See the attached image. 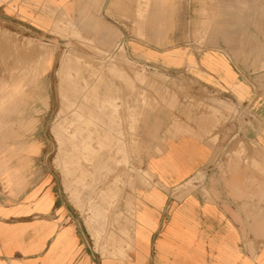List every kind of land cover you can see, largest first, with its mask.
<instances>
[{
  "label": "crops",
  "instance_id": "crops-1",
  "mask_svg": "<svg viewBox=\"0 0 264 264\" xmlns=\"http://www.w3.org/2000/svg\"><path fill=\"white\" fill-rule=\"evenodd\" d=\"M256 5L255 15L224 10L204 46L184 44L182 26L166 33L165 49L143 46L166 63L184 58L164 67L189 75V97L174 111L159 110L156 151L144 160L154 186L125 220L105 226L94 204L99 224H87L48 165L34 158L29 173L23 159L0 152V264H264V0ZM134 9L135 0H0V23L43 31L58 16L88 22L94 15L110 26L126 16L128 42ZM103 27L106 40L114 36ZM187 54L196 61L190 73ZM19 91L0 86V129Z\"/></svg>",
  "mask_w": 264,
  "mask_h": 264
},
{
  "label": "rangeland",
  "instance_id": "rangeland-1",
  "mask_svg": "<svg viewBox=\"0 0 264 264\" xmlns=\"http://www.w3.org/2000/svg\"><path fill=\"white\" fill-rule=\"evenodd\" d=\"M212 1L217 0H135L129 43L126 16L116 29L94 15L88 22L58 16L43 31L0 23V86L20 88L1 125L0 147L7 149L0 152L8 161L23 159L29 173L34 158L48 165L87 224L98 223L94 204L103 207L105 226L125 220L132 204L154 186L152 174L145 176L144 160L156 151L159 110L174 111L189 97V75L164 67H180L184 58L166 63L161 54L141 51L143 46L165 49L166 33L177 26L183 27L184 44L201 47L224 10L258 12L256 0H230V7ZM102 27L114 36L106 40ZM184 56L190 73L196 61ZM105 131L110 141L101 149L98 139ZM87 137L92 155L83 147ZM200 177L190 179L188 189Z\"/></svg>",
  "mask_w": 264,
  "mask_h": 264
},
{
  "label": "bare ground",
  "instance_id": "bare-ground-1",
  "mask_svg": "<svg viewBox=\"0 0 264 264\" xmlns=\"http://www.w3.org/2000/svg\"><path fill=\"white\" fill-rule=\"evenodd\" d=\"M25 57H26V56H25ZM81 116H82V115H81ZM93 117H94V116H93ZM86 122H87V121H86ZM86 122H85V123H86ZM78 124H79V123H78ZM108 133H109V132H108ZM109 141H110V140H109ZM87 150H88V149H87ZM87 150H86V151H87ZM89 156H90V155H89ZM85 157H86V155H85Z\"/></svg>",
  "mask_w": 264,
  "mask_h": 264
}]
</instances>
